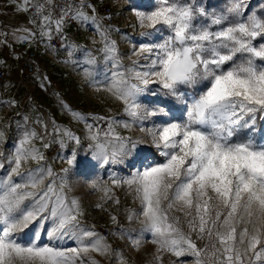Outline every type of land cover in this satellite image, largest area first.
Returning a JSON list of instances; mask_svg holds the SVG:
<instances>
[{
	"label": "snow or ice",
	"instance_id": "1",
	"mask_svg": "<svg viewBox=\"0 0 264 264\" xmlns=\"http://www.w3.org/2000/svg\"><path fill=\"white\" fill-rule=\"evenodd\" d=\"M52 3L21 0V10L35 8L36 19L30 23L36 24L38 19L39 32L24 28L18 38L31 42L39 35L50 41L53 33L62 34L69 16L94 24L100 50L113 66L104 90L123 105L124 115L130 118L93 117L106 121L107 128L85 123L93 159L102 166L123 164L149 142L164 158L146 163L128 177H112L113 185H127L141 203V213L129 216L142 225L139 238L128 233L132 246L139 249L146 232L157 245V260L160 252H168L176 257L190 256L195 264H208L204 259L207 253L212 264H264V143L249 136L255 131L257 114L264 120V2L259 12L250 7L251 0H230L218 13H209L198 0H158L154 10L135 11L139 27L147 30L140 32L145 42L138 48L133 45L132 54L143 55L148 62L141 65L133 60L127 68L111 39V30L85 10L94 12L92 5L86 0L67 3L56 16L47 7ZM157 34L163 39H154ZM86 63L95 65V58L89 54ZM84 73L93 77L91 67L84 68ZM197 84H203V90L189 96L184 89ZM159 93L186 105V118L145 128V121L168 115L164 106L149 109L142 103L146 94ZM62 106L74 119L86 122V116ZM133 126L146 134L147 141L117 131V127L130 130ZM44 128L46 131V124ZM54 130L62 131L77 145L81 143V138L67 129ZM3 135L0 132V137ZM36 139L44 137L25 130L8 160L10 171L0 179V264H84L82 255L87 256L88 264H99L88 254L107 256L111 245L95 231V225L83 222L80 201L66 191V174L77 162L76 152L73 150L67 159L69 168L62 169L64 175H60L41 164L45 158L33 143ZM33 162L35 168L22 171ZM3 167L0 161V169ZM13 176H19L20 182ZM91 187L112 199L108 195L111 188L101 189L96 181ZM174 208L186 217L187 231L180 226V216L170 214ZM47 222H51L49 239L71 236L78 247L40 243ZM31 224L36 230L27 242H21L19 233ZM206 238L209 244L198 247L196 241ZM118 259L123 264V254H118Z\"/></svg>",
	"mask_w": 264,
	"mask_h": 264
},
{
	"label": "rangeland",
	"instance_id": "2",
	"mask_svg": "<svg viewBox=\"0 0 264 264\" xmlns=\"http://www.w3.org/2000/svg\"><path fill=\"white\" fill-rule=\"evenodd\" d=\"M262 2L264 0H251L250 7L259 12V5ZM198 3L202 4L209 13H218L230 3V0H198ZM157 4L158 0H99L94 7L95 11L89 12L90 15L97 17L103 28L111 30V39L115 40L119 47L121 61L125 68L131 67L133 60H139L141 65L148 62L143 55L133 56L132 54L133 45L138 48L140 43L145 42L140 32L147 30L139 27L135 11H151ZM213 30H216V26H213ZM164 35H167V32ZM154 39L160 41L163 36L157 34ZM44 44L43 47H31L24 53L18 54L15 68H3L8 74L0 87V132L4 133L3 137H0V153L3 154L0 156V161L4 163V167L0 169V179L5 178L10 171L12 165L8 163V160L14 154L25 130H35L44 137L43 140L33 141L44 155L45 159L41 161V164L51 166L54 173L64 175L62 169L69 168L67 159L71 157L73 150L77 154L75 166L71 167L66 174L68 185L66 191L70 197L80 201L84 213L83 222L88 226L95 225V231L106 237L112 248L107 256H100L94 252L88 255L99 261V264H121L118 254H123V264H195L194 258L190 256L176 257L168 252H160L161 259H155L157 245L152 243L150 233H143L139 249L132 246V241L128 237V233H131L133 237H140L142 228L140 220L136 218L129 220V216L133 213L136 215L141 213V203L136 198L134 190L129 189L127 185L122 184L119 187L113 185L112 177L125 178L146 163L162 162L164 158L150 146V142L141 145L137 152L123 164L111 166L100 165L93 159L88 148L90 141L86 138L85 123L107 128L106 121L94 120L93 117L130 119L124 115L123 105L104 90L113 66L105 60L104 53L100 50L102 45L96 26L91 22L81 23L77 20L76 24L68 30L67 40L62 49H54L51 40ZM89 54L95 58V65L89 66L86 63ZM86 67L92 68V78L85 76L84 68ZM10 77L13 79V85L6 86ZM203 88V84H197L184 90L190 96L202 91ZM21 93H27L29 96H21ZM141 99L149 109L164 106L168 111L167 116H157L145 121V128L167 120L182 121L186 118V105L174 97L159 93L146 94ZM62 105H67L73 111L86 116V122L74 119L72 112ZM55 127L74 133L81 138V143L77 145L63 135L62 131L56 132ZM117 131L124 136L139 137L146 141L148 139L146 134L140 132L136 126L130 130L117 127ZM249 136L254 142L264 143V120L260 119L259 114H257L255 131L249 132ZM233 139L235 140L236 137ZM61 140L64 141L63 145ZM44 143L48 144L47 148L43 147ZM28 167L35 168L36 165L34 162L25 165L22 171H26ZM13 179L16 182L21 180L19 176H13ZM93 181L98 182L101 189L111 188L112 191L108 195L112 199H107L102 190H94L91 187ZM47 182L46 180L45 184ZM117 198L119 203L114 202ZM98 204L102 207H97ZM170 214L180 216V226L187 231L186 217L175 208ZM113 216L116 217L115 221L112 220ZM87 220L91 221V224H88ZM50 227L51 222H47L41 232L40 243L64 249L78 247L77 241L71 236L49 239L47 230ZM35 230V224L29 225L19 233L20 241L27 242ZM192 235L195 239L196 234ZM196 242L198 247L209 244L207 238ZM81 259L84 264H88L87 256L82 255ZM204 259L208 261V264H212L207 253Z\"/></svg>",
	"mask_w": 264,
	"mask_h": 264
},
{
	"label": "crops",
	"instance_id": "3",
	"mask_svg": "<svg viewBox=\"0 0 264 264\" xmlns=\"http://www.w3.org/2000/svg\"><path fill=\"white\" fill-rule=\"evenodd\" d=\"M31 20L29 10H21V0H0V70H5L4 67L7 69L15 68L18 54L24 53L31 47H43L44 43L49 41L47 37L41 38L39 35L31 42L18 38L21 35L20 30L24 28L39 32V27L30 23ZM5 71L8 74L7 70ZM12 85L13 79L10 77L6 82V86ZM20 95L29 96L27 93H21Z\"/></svg>",
	"mask_w": 264,
	"mask_h": 264
},
{
	"label": "built area",
	"instance_id": "4",
	"mask_svg": "<svg viewBox=\"0 0 264 264\" xmlns=\"http://www.w3.org/2000/svg\"><path fill=\"white\" fill-rule=\"evenodd\" d=\"M41 2H43V0H41ZM77 2V0H53V3L48 5L47 7L52 8L54 10V14L56 16L60 15L61 9L65 6V4L67 3H72L75 4ZM99 0H86V3L92 5L93 7H96V5L98 4ZM88 12H91V9H85ZM29 14L33 19H36V15H35V8L30 7L29 9ZM77 22V20L72 19L71 16L66 18L65 24L63 26V32L62 34H56L53 33V37L51 39L52 41V47L54 49H62L65 46V42L67 40V36H68V30L75 25ZM37 27L39 26V20H36V24ZM7 76V73L5 70H0V83L5 79V77Z\"/></svg>",
	"mask_w": 264,
	"mask_h": 264
},
{
	"label": "bare ground",
	"instance_id": "5",
	"mask_svg": "<svg viewBox=\"0 0 264 264\" xmlns=\"http://www.w3.org/2000/svg\"><path fill=\"white\" fill-rule=\"evenodd\" d=\"M87 223H88V224H91V221L87 220Z\"/></svg>",
	"mask_w": 264,
	"mask_h": 264
}]
</instances>
